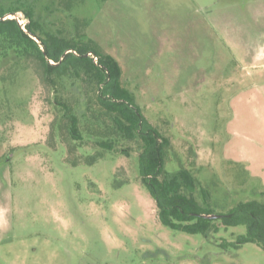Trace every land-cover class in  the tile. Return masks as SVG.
<instances>
[{"label": "rangeland", "instance_id": "rangeland-1", "mask_svg": "<svg viewBox=\"0 0 264 264\" xmlns=\"http://www.w3.org/2000/svg\"><path fill=\"white\" fill-rule=\"evenodd\" d=\"M23 2L46 31L74 34L78 19L117 60L133 105L170 140L165 170H189L216 213L261 199L264 0H78L67 11L62 0ZM12 64L0 63V264H264L256 244L221 246L245 226L205 236L163 225L140 140L101 147L110 122L98 130L103 118L84 106L73 139L53 92Z\"/></svg>", "mask_w": 264, "mask_h": 264}, {"label": "trees", "instance_id": "trees-1", "mask_svg": "<svg viewBox=\"0 0 264 264\" xmlns=\"http://www.w3.org/2000/svg\"><path fill=\"white\" fill-rule=\"evenodd\" d=\"M62 1L67 11L78 0ZM4 2H0V63L11 60L12 69L22 67L25 70L30 66L36 72L43 86L53 92L52 104L62 114L61 120L66 124L64 127L70 137L82 139L79 116L82 106L85 109L84 117L88 116L87 112L94 115L98 111L94 117L97 120L103 118L102 124L105 125L97 129H105L108 122L111 128L104 130V134L108 135L107 140L97 141L101 147L112 151L120 137L130 143L140 140L141 179L157 204L163 225L205 236L217 233L222 228L228 230L245 226L246 233L239 235L237 242L225 241L221 246L253 243L264 251V194L260 200L241 202L227 213H216L212 208L211 193L189 170L182 168L175 173L165 170L170 140L161 136L133 105L132 95L122 84L119 63L87 36L86 27L78 19H75L74 34L46 31L41 27L39 18H35L33 9L26 8L23 0ZM20 12L28 19L24 26L15 18L4 19ZM80 87L88 97L84 103L79 101ZM66 89L70 91L62 97L61 91ZM104 134L94 136L104 138ZM210 214L222 217H203Z\"/></svg>", "mask_w": 264, "mask_h": 264}, {"label": "water", "instance_id": "water-1", "mask_svg": "<svg viewBox=\"0 0 264 264\" xmlns=\"http://www.w3.org/2000/svg\"><path fill=\"white\" fill-rule=\"evenodd\" d=\"M14 18L17 19L18 21H20L19 17H17L16 14H13ZM9 18L8 16L5 17L4 19ZM36 39V38H35ZM203 217L207 218V219H219L222 217V215H218V214H210V215H203Z\"/></svg>", "mask_w": 264, "mask_h": 264}, {"label": "built area", "instance_id": "built-area-1", "mask_svg": "<svg viewBox=\"0 0 264 264\" xmlns=\"http://www.w3.org/2000/svg\"><path fill=\"white\" fill-rule=\"evenodd\" d=\"M19 22H20V24H21L22 26H24L21 20H20Z\"/></svg>", "mask_w": 264, "mask_h": 264}]
</instances>
